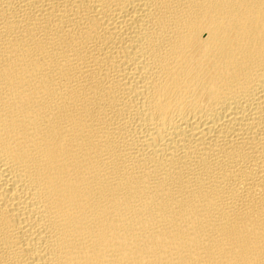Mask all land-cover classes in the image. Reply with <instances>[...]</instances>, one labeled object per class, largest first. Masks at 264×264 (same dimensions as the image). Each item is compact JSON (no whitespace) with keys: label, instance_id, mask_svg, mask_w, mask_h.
Listing matches in <instances>:
<instances>
[{"label":"bare ground","instance_id":"bare-ground-1","mask_svg":"<svg viewBox=\"0 0 264 264\" xmlns=\"http://www.w3.org/2000/svg\"><path fill=\"white\" fill-rule=\"evenodd\" d=\"M0 264H264V0H0Z\"/></svg>","mask_w":264,"mask_h":264}]
</instances>
